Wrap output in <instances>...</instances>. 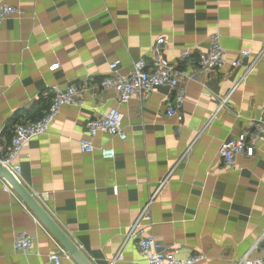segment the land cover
Returning <instances> with one entry per match:
<instances>
[{"label": "crops", "instance_id": "0c3cea01", "mask_svg": "<svg viewBox=\"0 0 264 264\" xmlns=\"http://www.w3.org/2000/svg\"><path fill=\"white\" fill-rule=\"evenodd\" d=\"M0 1L22 10L0 23L4 148L15 114L21 122H29L25 112L43 114L55 87L84 81L96 87L112 62L121 76L140 59L173 65L182 74L180 123L166 116L172 93L160 88L118 106L126 140L97 135L94 151L83 153L79 141L87 136V122L117 106L113 92L95 90L80 95L79 107L61 109L49 133L31 139L15 161L20 182L91 263L143 264L125 236L157 190L151 234L158 243L179 259L200 254V264L240 261L264 234V145L231 169L217 151L225 141L245 138L264 117V0ZM214 33L228 61L250 52L241 67L199 69L197 56ZM158 38L165 43L154 53ZM185 50L190 55L181 60ZM101 148L112 149L114 159H102ZM21 232L35 238L27 255L12 249ZM124 242L122 262L112 263ZM56 246L19 198L3 192L0 180V264H53L46 255ZM251 258L264 261V241Z\"/></svg>", "mask_w": 264, "mask_h": 264}, {"label": "built area", "instance_id": "2783aa9c", "mask_svg": "<svg viewBox=\"0 0 264 264\" xmlns=\"http://www.w3.org/2000/svg\"><path fill=\"white\" fill-rule=\"evenodd\" d=\"M21 14V9L0 1V23L8 18H18ZM220 37L219 33L211 35L207 50L200 52L197 56L198 67L204 73L237 69L241 67L242 60L250 56V52L242 50L239 52L237 59L228 61L226 58L227 54L220 45ZM164 43L163 38H158L155 41L153 52L158 53ZM189 55V50H185L182 52L180 59L184 60ZM118 67V62L109 64L108 77L100 80L96 87L88 85L86 81L79 86L55 87L50 105L40 120L34 123H17L13 126L7 148H4L2 131H0V165L7 167L19 179L20 167L15 164V161L25 145L33 138L47 135L61 109L64 107H79L81 105L80 95L88 94L94 96L95 90L113 92L117 106L87 122V136L79 141V148L83 153H92L94 151L93 141L97 135L106 136L110 140L114 138L121 141L126 140V133L122 125L124 116L118 106L126 104L132 98L147 99L151 93L157 92L160 88H166L172 93V101L166 106V116L175 118L179 123L182 121L181 116L177 113V108L184 103L185 92L181 83L182 74L176 70L175 66L167 64L149 66L145 60L140 59L131 64V70L126 76L118 74ZM57 68L58 65L55 64L49 70L54 71ZM242 80L243 76L238 79L235 87ZM225 102L226 99L220 102L218 110L224 106ZM261 145H264V117L259 118L253 124L251 131L242 140L223 142L218 148L217 156L225 168L231 169L235 166L237 158H253ZM100 155L104 160H113L115 157L114 151L106 148L100 149ZM1 182L3 192L11 194L10 188L3 181ZM157 192L136 213L127 230L125 241L134 242L143 264H200L203 260L200 254L191 255L186 259H179L174 251L162 246L151 234L153 226L151 204ZM34 240V236L30 234L25 232L17 233L13 239L12 249L15 253L27 255L33 248ZM263 241L264 234L236 264H264V261L260 258H251V253L257 250ZM126 242L120 246L112 263L122 262L123 247ZM46 258L53 264H61L63 259H70L58 245L54 251L46 255Z\"/></svg>", "mask_w": 264, "mask_h": 264}, {"label": "water", "instance_id": "95a60500", "mask_svg": "<svg viewBox=\"0 0 264 264\" xmlns=\"http://www.w3.org/2000/svg\"><path fill=\"white\" fill-rule=\"evenodd\" d=\"M0 180L19 198L27 210L34 216L56 244L76 264H92L68 234L53 220L43 205L23 186L20 180L5 166L0 165Z\"/></svg>", "mask_w": 264, "mask_h": 264}, {"label": "trees", "instance_id": "16d2710c", "mask_svg": "<svg viewBox=\"0 0 264 264\" xmlns=\"http://www.w3.org/2000/svg\"><path fill=\"white\" fill-rule=\"evenodd\" d=\"M47 109L48 108H46V111H47ZM44 113L43 114H40L39 116H35L36 113L34 114L32 112H25L28 121L31 122V123H34V122L40 120V118L44 115ZM20 118L21 117L19 116V114H15V116H13L11 118V120L8 122V125H7L6 130H10V132H11L13 126H15L17 123H22L20 121ZM9 139H10V137H9ZM8 142H9V140H8Z\"/></svg>", "mask_w": 264, "mask_h": 264}]
</instances>
